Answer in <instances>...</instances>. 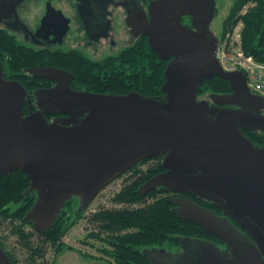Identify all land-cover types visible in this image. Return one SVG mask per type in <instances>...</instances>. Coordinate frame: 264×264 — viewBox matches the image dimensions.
Instances as JSON below:
<instances>
[{"label":"water","instance_id":"1","mask_svg":"<svg viewBox=\"0 0 264 264\" xmlns=\"http://www.w3.org/2000/svg\"><path fill=\"white\" fill-rule=\"evenodd\" d=\"M147 13L150 19L143 10L134 27L167 61L162 95L77 91L72 73L35 67L34 77L56 86L36 90L37 110L25 115L27 91L3 77L0 63V175L21 170L29 179L25 194L37 198L24 220L43 233L72 197L85 208L142 159L164 156L166 171L149 179L142 194L161 186L224 214L187 198L169 200L174 214L227 247L198 242L201 252L187 264H264L257 250L264 251V147L244 134L264 133V97L250 91L242 71H225L217 60L219 40L210 28L216 0H150ZM56 15L64 18L49 5L42 28ZM67 30L64 18L62 34ZM214 77L226 80L230 92L199 99L198 89ZM55 113L63 116L49 122L46 115ZM0 264H14L1 245Z\"/></svg>","mask_w":264,"mask_h":264},{"label":"trees","instance_id":"2","mask_svg":"<svg viewBox=\"0 0 264 264\" xmlns=\"http://www.w3.org/2000/svg\"><path fill=\"white\" fill-rule=\"evenodd\" d=\"M248 4H252V6H249L242 14ZM239 21L243 23L242 47L245 54L252 56L258 63L264 64V0H233L229 13L222 24L223 36L232 30ZM0 46L4 47V56L8 58V63L12 67L21 60H40V57L34 58V55L27 54V51L14 42L11 36L3 30H0ZM67 58L68 56L64 54L57 59L47 54L41 61L52 63L57 60V62L65 64L68 62ZM71 62L72 68L76 70L74 82L84 86L85 91L117 95L135 91L146 96L162 95L161 86L165 81L164 71L167 61L159 59L144 37L134 45L124 48L117 57H106L98 63H92L75 56ZM53 64L58 65L54 62ZM62 67L64 66L62 65ZM206 92L209 94L229 93V83L218 77L207 79L204 85L198 89V96ZM244 134L256 146L264 147L263 132L245 131ZM29 186V179L21 170L0 175V218H10L12 222L19 220L23 224L32 226L31 223L24 220L26 213L37 198L36 192L25 194ZM190 198L215 213L224 215L221 209L213 206L210 202L195 196H190ZM126 199L122 195L117 197V200ZM137 200V198H132L128 202H137ZM69 202L65 203L51 228L43 233L34 231L40 239L34 247L29 241V237L32 235H26L20 226L15 227L24 240L25 246L34 254L43 258V247L46 244L53 246L54 251L58 254L66 247L62 238L77 222L76 220L70 221ZM170 208L164 199L146 209L123 212L100 211L94 215V220L100 223L103 233H109L105 239L112 241L114 255L117 259L116 264H149V260L141 253L142 249L157 245L172 246L176 235L210 237L218 242L219 239L202 227L180 219L171 212ZM128 229L137 230L129 233L125 231ZM95 237V239H99L100 234H96ZM34 264H44V261Z\"/></svg>","mask_w":264,"mask_h":264},{"label":"flooded vegetation","instance_id":"3","mask_svg":"<svg viewBox=\"0 0 264 264\" xmlns=\"http://www.w3.org/2000/svg\"><path fill=\"white\" fill-rule=\"evenodd\" d=\"M145 1L147 2L146 5ZM145 1L0 0V30L6 31L11 36V39L14 42L18 43L19 46L23 47V49L27 51V54H31V56L34 55V58L40 57V60L38 61H35L34 59L21 60L17 62L14 67H12V65H9L8 63V58L4 56V47L0 46V63L2 67L3 77L6 80L21 83L27 91L28 97L26 98L24 103L25 115L29 114L31 109L32 111L37 110V101L34 95L36 90L41 88H53L56 86V82L54 81L34 77L29 72V69L35 67H56L64 69L74 75V79L71 81L70 87L73 90L85 91L77 87V83L74 82L76 70L72 68L71 61L74 60L75 56H77L89 60L92 63H98L106 57H117L124 48L132 46L136 42H139L142 37H144L147 41V38L145 36L137 34L136 28L134 27V24L137 23L136 18L140 13H142L143 10L146 12L147 18L150 19V16L147 13L150 0ZM49 5L52 6L55 10L62 12L64 18L68 19V30L66 31L65 35L62 34L64 18L58 15L51 19L48 27L42 28V21L46 15L47 7ZM30 6H37L41 9L40 12H37V14L32 17V21L28 19L27 15H25L30 12ZM119 9H121L122 14L124 15L123 19L126 24V29H124L123 31H121V25L117 21ZM182 22L185 25L191 26L189 17H184L182 19ZM121 34L124 36L123 39L121 38ZM47 54L49 56L52 55L56 59L63 54L67 55L68 58L66 59V61L68 62H66L65 64H61V62H57V60H54L53 62L58 64L55 65L53 64V62L51 63L49 61H41V59ZM62 65L64 67H62ZM209 97L210 95L207 96L208 99ZM262 113H264V111ZM62 116L63 115L59 113L49 114L46 115V119L49 122H52ZM163 160L164 156H161L158 159H142L140 162L130 167L120 176L115 178L112 182L103 187L98 193L100 194L103 189L116 182V180H118L119 178L130 174V176H133V178L130 179L131 177H129V179L127 180L125 177L123 179V184L120 188V191H118L117 194L124 196V199L127 198L130 200L132 198H137V202L132 203L140 202L141 204H143L141 206L138 205L137 208H130L129 204L132 203L128 202L129 200L126 199L119 200L121 201L119 202V207H102L98 210L88 212L89 207L98 195L85 208H81L80 197L75 196L68 200V202L70 201L68 207L69 210H71L69 211L70 213L68 215L69 217H71L70 221H77L75 224H73L69 231H71V229L77 223L85 218L84 220L87 222V224L96 229V231L94 230L90 233L89 237L95 239V235L100 234L101 241L103 244H105L107 239L105 240V237L102 234L103 230L100 228V223L94 220V215L96 213L100 211L123 212L125 210L146 209L149 205H151V203L148 204L145 200L147 198L149 199V195L153 193L165 197V200L171 207L170 209L172 213L177 205L173 202H169V200L174 201L177 198H187L193 200L192 198H190V196L195 195L167 191L161 186L155 188L152 191L142 194L141 188L149 179L159 173H163L166 171L165 168L161 167ZM150 161H154L155 166H148L146 168L139 167V169L136 170V168L140 164L143 165ZM142 178H145V180L143 182H139L140 180H142ZM194 202L197 203L196 201ZM86 212L87 214L85 215ZM234 224L236 223L234 222ZM132 230L134 229H128L125 231L129 233L135 232V230ZM107 242L108 245L112 247V251L106 250L104 247H101V253L102 255H104L105 252L109 257L112 258L111 263L109 264H116L117 259L114 255V246L112 245V241ZM198 242H212L221 251L227 250L226 245L222 241L218 240L217 242L210 237L198 238L187 235H176L174 245H157L151 246L149 248L146 247L142 249L141 253L144 255V251L147 252L144 256L149 260V264H187L188 260L194 259L201 252V246L197 248L198 246L196 245ZM0 245L4 249L1 242ZM257 247L260 256L264 259V251H262L259 246ZM68 250L73 251V248L71 246H68ZM4 251L6 252L5 249ZM7 254L9 255V253ZM10 258L15 264L14 258L11 256Z\"/></svg>","mask_w":264,"mask_h":264},{"label":"rangeland","instance_id":"4","mask_svg":"<svg viewBox=\"0 0 264 264\" xmlns=\"http://www.w3.org/2000/svg\"><path fill=\"white\" fill-rule=\"evenodd\" d=\"M143 2L145 0H142ZM147 2L145 1V5ZM233 4V0H216V16L211 24V31L214 33L216 37H218V40H221L222 42L225 39V36L222 34V24L224 19L229 13V10L231 8V5ZM252 6V4H248L245 9L242 11V14L246 11V9ZM29 13L25 14L27 15L28 19L31 20L34 15L37 14V12H40L41 9L37 6H30ZM124 15L122 14L121 9H119V15L117 18L118 23L121 25V31L126 29V24L124 21ZM32 21V20H31ZM241 22V21H239ZM238 22V23H239ZM237 23V24H238ZM243 24V23H242ZM230 31V30H229ZM228 31V32H229ZM227 32V33H228ZM226 33V34H227ZM225 34V35H226ZM123 35L121 34V38L123 39ZM118 39V36H117ZM125 39V38H124ZM120 40V39H119ZM262 64V63H261ZM264 65V64H262ZM80 89H85L82 85H77ZM209 94L206 92L205 94L199 95V99L207 98ZM206 96V97H204ZM148 166H155L154 161L147 162L143 165H139L141 168H146ZM134 175V174H133ZM136 175V174H135ZM126 177L128 180L133 178V176H130V174H127L124 177L119 178L114 182L113 184L107 186L105 189L102 190L100 194L94 199L91 206L89 207L88 212L93 210H98L102 207H119V200H117V197L119 194L118 191H120V188L123 184V179ZM145 178L140 180L139 182H143ZM165 199L164 196L158 195V194H150L149 199L147 198L145 201L151 205L148 207H151L155 203H159V201H163ZM143 204L140 202L138 203H132L129 204V207L131 208H137ZM114 207V208H115ZM87 212L85 213V215ZM85 219V218H84ZM80 221L77 223L71 231L67 232V234L62 238V241L65 243V248L61 253H56L54 251V247L46 244L43 247L44 256L43 258L40 257L38 254H34L32 250L27 248L25 246L24 240L21 238V236L18 234L16 226H20V228L23 230V232L26 235H32L29 237V241L31 242V245L34 247L39 242V236L34 232V228L29 224H23L19 220H13L10 218H0V242L3 245L4 249L11 257L14 258L15 264H34L36 263H42L44 261V264H109L111 263V257H109L105 252L104 255H102L101 247H104L106 250H111L112 247L108 245V242L106 240L105 244L102 243L101 238L95 240L89 237L90 233L92 231H96L95 228H92L87 224L85 220ZM137 230V229H134ZM132 230V231H134ZM104 237H107L109 233H102ZM188 235V234H187ZM207 238V237H206ZM213 239V238H211ZM214 240V239H213ZM68 246H71L73 248V251L68 250ZM90 257V258H89Z\"/></svg>","mask_w":264,"mask_h":264},{"label":"built area","instance_id":"5","mask_svg":"<svg viewBox=\"0 0 264 264\" xmlns=\"http://www.w3.org/2000/svg\"><path fill=\"white\" fill-rule=\"evenodd\" d=\"M243 24L239 22L222 42L219 40L216 57L225 71H242L254 94L264 97V65L247 56L242 47Z\"/></svg>","mask_w":264,"mask_h":264}]
</instances>
